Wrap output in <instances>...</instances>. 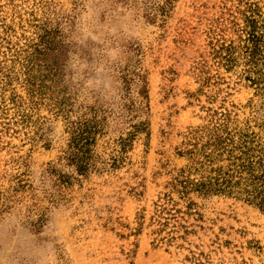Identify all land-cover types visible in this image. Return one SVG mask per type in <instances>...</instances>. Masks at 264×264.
Returning <instances> with one entry per match:
<instances>
[{
  "label": "rangeland",
  "instance_id": "374dc122",
  "mask_svg": "<svg viewBox=\"0 0 264 264\" xmlns=\"http://www.w3.org/2000/svg\"><path fill=\"white\" fill-rule=\"evenodd\" d=\"M0 264H264V0H0Z\"/></svg>",
  "mask_w": 264,
  "mask_h": 264
},
{
  "label": "trees",
  "instance_id": "16d2710c",
  "mask_svg": "<svg viewBox=\"0 0 264 264\" xmlns=\"http://www.w3.org/2000/svg\"><path fill=\"white\" fill-rule=\"evenodd\" d=\"M255 49L251 52L253 57L255 58ZM220 141L217 139H211L209 141H206L202 144V147L200 149H197L196 147L189 151L190 153H194V151L197 150V152H200L205 157L209 158L210 153L216 152L218 150H221V152H224L226 150L225 147H219ZM210 146H214V149H212L210 152L208 151ZM69 147L71 148V151L68 153V159L71 163L76 164L77 170L79 172H87V170L90 167L92 156L90 154L89 149V139L85 137L83 133H79L75 137L73 136ZM223 149V150H222ZM232 152V150H231ZM240 169H245L249 167L245 166L244 163L241 162ZM179 187L181 189L179 190L184 195H189L191 192H195L198 195L201 196H207L209 194L214 193H224L230 190V188L233 186V183L230 180H227L226 177H223L221 175L216 176H201V178H189L187 177L184 180H179ZM189 205H195L193 201L189 203Z\"/></svg>",
  "mask_w": 264,
  "mask_h": 264
}]
</instances>
